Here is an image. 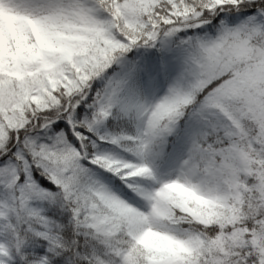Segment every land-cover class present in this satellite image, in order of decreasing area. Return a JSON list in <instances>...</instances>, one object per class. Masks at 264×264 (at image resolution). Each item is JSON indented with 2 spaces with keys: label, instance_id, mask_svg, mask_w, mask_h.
Segmentation results:
<instances>
[{
  "label": "snow or ice",
  "instance_id": "6c2138e0",
  "mask_svg": "<svg viewBox=\"0 0 264 264\" xmlns=\"http://www.w3.org/2000/svg\"><path fill=\"white\" fill-rule=\"evenodd\" d=\"M0 264H264V0H0Z\"/></svg>",
  "mask_w": 264,
  "mask_h": 264
}]
</instances>
